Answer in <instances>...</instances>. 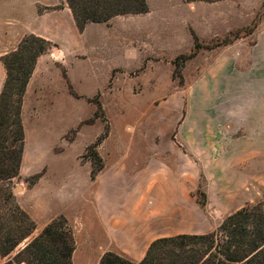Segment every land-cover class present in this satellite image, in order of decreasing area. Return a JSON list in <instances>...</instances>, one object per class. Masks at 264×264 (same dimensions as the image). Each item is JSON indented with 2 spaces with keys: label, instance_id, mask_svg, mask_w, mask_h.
Segmentation results:
<instances>
[{
  "label": "rangeland",
  "instance_id": "1",
  "mask_svg": "<svg viewBox=\"0 0 264 264\" xmlns=\"http://www.w3.org/2000/svg\"><path fill=\"white\" fill-rule=\"evenodd\" d=\"M147 1L81 30L67 0H27L52 45L25 94V164L10 187L37 227L0 264H26L18 253L65 214L78 255L93 236L135 261L155 239L216 231L264 202V0ZM101 165L120 184L113 199L94 191Z\"/></svg>",
  "mask_w": 264,
  "mask_h": 264
},
{
  "label": "trees",
  "instance_id": "2",
  "mask_svg": "<svg viewBox=\"0 0 264 264\" xmlns=\"http://www.w3.org/2000/svg\"><path fill=\"white\" fill-rule=\"evenodd\" d=\"M67 3L81 30L90 22H108L119 15L149 11L147 0H67ZM233 40L227 38L224 44ZM51 45L50 40L31 33L2 57L7 77L0 93V257L10 255L37 227L30 215L13 203L10 185L20 175L25 150V94L39 58ZM102 140L92 148L95 150ZM103 167L92 170L93 178ZM75 250L73 230L67 218L60 216L18 253L17 260L26 264H75ZM100 264H264V202L228 215L216 231L155 239L141 261L109 251Z\"/></svg>",
  "mask_w": 264,
  "mask_h": 264
},
{
  "label": "crops",
  "instance_id": "3",
  "mask_svg": "<svg viewBox=\"0 0 264 264\" xmlns=\"http://www.w3.org/2000/svg\"><path fill=\"white\" fill-rule=\"evenodd\" d=\"M222 1H234V0H222ZM0 7L1 8H4L5 10L7 11H10V12H7L8 14L5 15V16H0V93L3 89V86H4V83H5V80H6V77H7V71H6V68H5V65L3 63V60H2V56L5 55L6 53L10 52L13 47H15L19 42L20 40L23 38V36H25L27 33H34V34H41L43 35V32L41 30H38L37 28L35 29V27L32 25V22H33V18H34V13H33V9L27 5V0H2V2L0 1ZM26 7V10H27V7L30 8L29 10V15H28V18L26 20H21L20 18L16 17L13 15V17L10 15L11 12H21L23 10V8ZM70 9V12L72 13V10L71 8ZM1 10V9H0ZM24 11V10H23ZM43 15H41L40 17H42ZM72 16H73V13H72ZM75 19V18H74ZM4 25L6 26V28H2L1 29V25ZM90 25V24H89ZM39 66V63H37V67L38 68ZM36 71V69H35ZM30 87V83H29V86ZM28 89V88H27ZM27 94H28V91H27ZM27 97V95H26ZM24 110H25V101H24V105H23V116H24ZM26 131L28 134V129H27V125H26ZM27 136H26V145H27ZM24 164L25 162L23 161L22 165H21V171L24 169ZM105 168H103V170L100 172V173H103ZM108 168H106V171H107ZM101 175L102 174H98L95 178H91V181L92 183L95 185V190L96 191V194L99 192V190H104L107 192V196H109L110 199H113L114 197H117L119 196V189L118 188V191H115V189L117 190V187H120V184L118 182L115 181V179H113L114 177L111 175V173L109 175H107V177L103 180L101 179ZM126 184L129 186V188H131L133 186V183H131V180L130 182H126ZM106 199V197H105ZM106 204L108 203L107 201L105 202ZM106 206L104 205V202H101V204H99V206H97L95 209V213L96 215H100V217L102 218V220L105 222V226H107V228L109 229L108 227V218H106V211H105V208ZM66 217H69V215H66ZM102 227V225H100ZM104 229H106L104 226H103ZM102 228V229H103ZM138 238V237H137ZM137 238H135L137 240ZM144 238V235L143 237ZM100 244V241L97 239H94L93 236L90 237V242L88 245L84 246L86 250H83L81 254L78 255V247L76 248L75 252H74V263L75 264H100V261H101V258L102 256L104 255V253H106V250L105 252L103 251H98L99 250V245ZM98 247V249H96ZM101 247V245H100ZM105 248H107V245H105ZM148 248V247H147ZM146 248V250H147ZM103 249H104V246H103ZM84 251H86L87 253H92L94 252V257L92 256V259L91 260H87L86 262L83 261L84 259ZM109 252V251H107ZM123 252V251H122ZM119 252L118 253L120 254H125V252ZM147 252V251H146ZM97 256V257H96ZM145 254L143 256H141L140 258H132L134 259L135 261H141L143 258H144ZM95 257L97 259H95Z\"/></svg>",
  "mask_w": 264,
  "mask_h": 264
}]
</instances>
